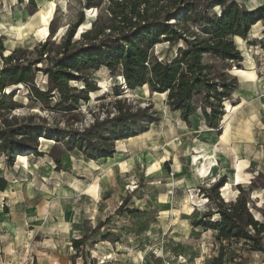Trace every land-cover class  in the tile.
Wrapping results in <instances>:
<instances>
[{"label": "rangeland", "instance_id": "1", "mask_svg": "<svg viewBox=\"0 0 264 264\" xmlns=\"http://www.w3.org/2000/svg\"><path fill=\"white\" fill-rule=\"evenodd\" d=\"M239 1L249 7L264 2ZM36 4L34 7L29 0H0V69L14 50H18L23 63L37 59L36 46L47 40L52 44L50 55H55L69 27L78 20L80 10L84 11L85 21L88 18L83 0H36ZM97 10L99 15L102 9ZM98 15L92 16L90 25ZM81 25L74 40L80 39L77 33ZM252 33V39L259 36L261 26L254 27ZM236 39L246 62L224 63L211 56H205V60L225 67L239 82L250 80L235 72L236 67L255 72L256 78L260 73L264 82V50L247 40L242 42L239 36ZM167 50L168 43H161L154 51L163 58ZM175 51L172 49L170 55ZM47 64L44 55V60L34 65V82L41 88L48 83L42 70ZM95 68L85 77L95 80L99 89L89 93V100L79 101L77 118L31 98L29 88L18 84L0 91L1 98L3 93L16 90V109L8 114V119L34 114L35 121L46 119L52 127L83 129L97 115L103 118L113 111L118 99L134 107L151 104L159 119L147 131L121 139V143L116 141L114 156L106 159L88 158L78 149L67 151L64 143L47 137L39 138L42 155H27L26 150L28 167L21 162L23 155H19L17 175L28 174L19 188L23 195L12 196L15 193L8 191L10 198L6 199H10V204L5 203V210L14 209V216L26 217L29 222L20 225L25 232L22 239L18 234L15 246L8 244L5 249V242L0 240V264H212L221 243L214 229L196 222L206 211L217 210L218 205L203 188L226 176L227 182L220 188L224 201L234 200L245 189L251 210L262 219L264 101L255 98L263 107L260 119L252 127L262 134L255 145L261 151L247 159L239 152L241 143H231L238 135L233 123L227 139L223 138L224 129L223 140L218 131L206 125L200 113L193 117L191 125L185 123L170 110L167 94L152 93L149 86L147 90H130L118 72L115 74L106 66ZM69 85L82 88L85 83L70 81ZM116 88L123 93L116 95ZM58 99V95L52 97L50 107H58ZM230 100L226 103L232 104ZM235 111L225 117V124L235 120ZM53 156L62 157L61 168H57ZM257 177L261 179L256 180ZM218 218L215 212L210 219ZM100 223L104 224L98 228ZM85 235L89 238L84 245L76 246V239ZM224 243L226 256L233 258V264H264V253L250 249L243 241Z\"/></svg>", "mask_w": 264, "mask_h": 264}, {"label": "trees", "instance_id": "2", "mask_svg": "<svg viewBox=\"0 0 264 264\" xmlns=\"http://www.w3.org/2000/svg\"><path fill=\"white\" fill-rule=\"evenodd\" d=\"M29 3L37 6L36 0ZM83 4L87 14L95 15L97 9L102 10L80 39L74 40V36L85 21L83 10L57 46L55 55H50L53 49L48 40L36 46L38 58L27 63L18 57V50L8 55L0 69V91L25 84L31 98L77 118L79 101L89 100V93L99 89L95 80L85 76L95 67L106 66L122 75L130 90L148 85L152 93H166L170 110L179 112L187 124L191 125L201 110L206 125L221 132L225 103L239 81L225 67L207 62L205 56L224 63H241L244 57L235 36L248 39L254 24L262 21L264 25V3L249 7L239 0H83ZM55 31L52 28V33ZM252 42L264 50V29L261 38ZM161 43H168L163 58L154 51ZM174 48L175 54L170 55ZM44 55L48 64L42 70L48 83L41 88L34 82V65L42 62ZM70 81H84L85 85L70 86ZM15 91L3 93L0 98V158L4 156L8 165H13L19 155H42L40 137L64 143L67 151L78 149L88 158L106 159L114 156L117 140L145 132L159 119L151 104L134 107L122 99L116 101L113 111L103 118L97 115L83 129L52 127L46 119L35 121L34 114L8 119V114L16 109ZM115 92L123 93L119 88ZM55 95L59 96L55 104L58 107H50ZM53 159L57 168L63 166L62 157L53 156ZM226 182L227 177L222 176L209 188H203L218 207L206 211L196 222L214 229L221 243L212 264L234 263L233 258L226 256L225 241L230 244L243 241L250 249L264 253V210L262 219L257 218L248 204L245 189L234 200L224 201L220 188ZM7 185L8 180L0 176V189ZM215 212L219 218L211 220ZM88 238L85 235L76 239V246L84 245Z\"/></svg>", "mask_w": 264, "mask_h": 264}, {"label": "crops", "instance_id": "3", "mask_svg": "<svg viewBox=\"0 0 264 264\" xmlns=\"http://www.w3.org/2000/svg\"><path fill=\"white\" fill-rule=\"evenodd\" d=\"M259 4H262V3L260 2L258 3V5ZM256 26H261V34L252 39L251 37L253 36L252 31H253V28ZM263 29H264V25L262 21L257 22L256 24L252 26L248 39H244L241 37L242 42L247 40L250 44L254 43L252 41L255 38H261ZM235 42L237 43L238 48L242 51L241 47L238 44V40L236 39V36H235ZM252 45L260 47L259 45L255 43ZM261 50L263 51L262 48ZM242 54H243V51H242ZM243 57H244V54H243ZM242 62H246L245 57ZM263 92H264V82H262V77L260 73L258 74L257 72L256 81H247V83H243L242 81H240L239 86L234 90L232 96L230 97L231 100L229 99L232 105L236 107L235 109L236 111L234 112L236 118L235 120H232L231 123H233L232 124L233 128L235 127V129H237V134H238L236 136L237 139H232L231 143L237 146L241 143V149L239 152L244 157H247V159L248 157H251L253 154L256 155L259 153V151H261V149H258V147H256L255 145H257V143L261 141L260 138H262V134L260 132H256V130L253 129L252 127L260 119L261 109H262L261 107H263L262 105L256 103L255 98H259L260 101L263 102L264 101ZM225 107H226V103H225ZM172 112L176 113L180 117L179 112H175V111H172ZM199 113H201V110L199 111ZM229 113L230 112H227L225 109V114L223 116L224 119L222 118L221 124H220L221 132L218 133L220 135V138H222V134L226 126L225 117L228 116ZM210 129H214L218 131L217 128L210 127ZM235 154H237L236 156H238L237 152ZM229 157H232V155H229ZM15 162L16 163L14 165L7 166L5 157L3 156V160H1L0 158V176H4L8 180L7 187L4 190L0 189V240L5 242L4 244L5 249H7L8 244H13L15 246L16 244L15 240L17 239L18 234L21 235V239L23 238L22 235L25 232V228H23V226H20V225L21 224L23 225L24 221L27 224L29 222L28 218L26 217L17 218V216H14V209L11 210L10 212L5 210V203L6 205L10 204L9 203L10 199L8 200L6 199V198H10L8 191H10L11 193H15V195H12V196L23 195V193L20 191L19 188H22V185H24L23 183H25L23 181L27 179L26 176L28 175V174L23 175V173L20 175L19 174L17 175L16 168H18V165H17L18 156ZM29 175H32V173L30 172ZM20 185L21 187H19ZM3 200H6L8 202H4Z\"/></svg>", "mask_w": 264, "mask_h": 264}, {"label": "bare ground", "instance_id": "4", "mask_svg": "<svg viewBox=\"0 0 264 264\" xmlns=\"http://www.w3.org/2000/svg\"><path fill=\"white\" fill-rule=\"evenodd\" d=\"M42 13L43 14H45V10L44 9H42ZM96 15H98V14H95L94 15V17H96ZM88 16V18H87V20L81 25V27H80V30H79V32L77 33V38H79L80 36H81V34L86 30V29H88V28H90L91 27V25H90V21H91V18H92V16H93V14H88L87 15ZM23 27V26H22ZM235 72H237V73H243V74H245V76L250 80V81H256V75H255V72H250V71H244V70H241V69H239L238 67H236L235 69ZM121 77V79L123 80V82L124 83H126L125 82V79H124V77L121 75L120 76ZM73 82H76V81H73ZM11 86H13V85H11ZM10 88H12V87H10ZM139 88H145L146 90L148 89V85H145V86H143V87H139ZM156 94H159V95H166V93H159V92H156ZM235 110V106H233L232 104H230V103H226V111L227 112H232V111H234ZM230 127H231V122H228L227 124H226V126H225V135L223 136V138L224 139H227L228 138V134H230L229 132H230ZM144 134H148V132L147 133H144ZM144 134H141L140 136H142V135H144ZM139 137V136H138ZM130 139H133V138H130ZM123 140H117V142L118 143H121ZM201 157H196V159H200ZM21 162L22 163H25V167H28L29 166V157L28 156H26V155H23V156H21ZM213 163V162H212Z\"/></svg>", "mask_w": 264, "mask_h": 264}, {"label": "water", "instance_id": "5", "mask_svg": "<svg viewBox=\"0 0 264 264\" xmlns=\"http://www.w3.org/2000/svg\"><path fill=\"white\" fill-rule=\"evenodd\" d=\"M197 100H198V101H197ZM195 102L199 103V102H200V100H199V99H195Z\"/></svg>", "mask_w": 264, "mask_h": 264}, {"label": "built area", "instance_id": "6", "mask_svg": "<svg viewBox=\"0 0 264 264\" xmlns=\"http://www.w3.org/2000/svg\"><path fill=\"white\" fill-rule=\"evenodd\" d=\"M1 248V247H0Z\"/></svg>", "mask_w": 264, "mask_h": 264}]
</instances>
